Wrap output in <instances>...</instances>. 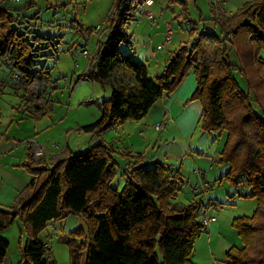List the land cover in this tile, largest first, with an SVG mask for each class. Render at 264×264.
Returning a JSON list of instances; mask_svg holds the SVG:
<instances>
[{
  "label": "trees",
  "instance_id": "16d2710c",
  "mask_svg": "<svg viewBox=\"0 0 264 264\" xmlns=\"http://www.w3.org/2000/svg\"><path fill=\"white\" fill-rule=\"evenodd\" d=\"M145 1L115 0L110 35L80 78L110 87L112 96L100 106L98 121L80 130L101 136L129 121L143 120L193 72L197 86L188 102H200L202 130L227 133L218 160L229 166L225 178L237 186L246 184L252 194L245 196L259 202L251 217L233 220L243 246L226 252V264H264V0L247 3L234 14H225L212 2V22L219 32L199 33L192 27L193 42L173 52L155 78L147 65L121 50L124 44L130 49L134 46L126 27L138 20L137 11ZM168 1L180 7L179 18L187 21L189 4ZM7 2L0 0V62L10 76L17 77L11 87L22 93L23 101L34 97L31 89L39 84L37 98L43 101L41 115L46 116L52 112V77L43 60L55 61L57 38L23 28L14 16L20 10ZM29 6H33L31 0ZM237 72L248 91L237 81ZM6 83L10 84L0 82L4 87ZM112 153V148L101 143L83 155L58 156L50 166L35 162L30 152L23 167L32 180L10 210L0 209V235L17 219L27 233L18 264H57L40 235L71 215L85 224L67 241L71 264H195L194 244L207 227L200 220L201 203L180 206L174 202L183 183L180 172L163 163L153 168L141 165L139 156L120 166L125 178L120 190L112 186L119 165ZM9 249V241L0 236V263Z\"/></svg>",
  "mask_w": 264,
  "mask_h": 264
},
{
  "label": "rangeland",
  "instance_id": "374dc122",
  "mask_svg": "<svg viewBox=\"0 0 264 264\" xmlns=\"http://www.w3.org/2000/svg\"><path fill=\"white\" fill-rule=\"evenodd\" d=\"M29 1L21 0V3L17 4L8 0L7 4L20 10L14 13V16L23 24V28H29L37 35L56 37V42L59 44L57 45L59 60L56 64L50 60H43V64L48 69H52L50 71L52 112L36 123V127L40 130L32 137H39L40 140L35 141L50 151H61V155H83L91 148L104 143L112 148L113 158L119 164L112 186L120 190L125 182L120 166L124 167L126 162H133L134 158L139 156L141 162L147 163L148 167H151L150 164L160 162L179 171L183 183L174 202L180 206L191 205L194 202L201 203L203 208L200 220L207 227V232L194 244L193 262L226 264L228 243L236 247L243 246L241 238L232 226L233 220L238 217H251L259 204L256 197L245 196L252 194L251 188L246 184L234 185L223 176V166L218 164L220 157L216 160V164L213 163L212 169L211 160L217 157V153H222L227 133L222 131L205 133L200 128L198 134L191 136L187 141L181 138L175 141L173 138L169 141L162 138L159 141V135L151 131L139 136L134 129V123L137 121L116 126L101 136L82 132L80 130L82 127L98 121L102 115L100 106L112 96L110 87L80 78L93 61L98 46L110 35L112 24L110 15L115 0H78L77 2L31 0L33 6L26 8ZM185 1L189 4L187 21L194 23V26L179 18L181 9L178 5H170L168 0H154L153 8L140 7L137 11L138 20L126 27V32L132 38L134 46L130 49L127 44L122 45L123 53L133 52V57L137 60L141 59L140 62L143 61L142 63L148 68L149 65L153 68L158 59L163 62L173 52L193 42L194 39L189 33L192 27L197 28L199 33L219 32L212 22V2L218 3L220 7L224 3L229 13L234 14L238 9V6L232 3H225L228 0ZM147 11L152 12V18L146 15ZM37 13L39 18L35 19ZM167 22L171 26L172 43H168V32L164 27ZM158 46L163 49L159 50ZM84 50L88 52V56L82 54ZM233 61L238 63L236 56H233ZM1 65L5 67L0 62V82L10 83H6L5 87L0 84V109L4 115V123L7 125L13 116L17 115L14 110L20 109L21 114H24L27 104H23L22 93L14 91L11 87L17 77L9 78L10 75ZM151 73L154 75L153 70ZM235 77L243 89L248 91L243 77L238 72L235 73ZM33 88L32 92L37 98L40 86L36 84ZM32 109L35 113L36 106L34 105ZM138 137L142 143L134 141ZM198 153L204 154V157H199ZM182 154L187 156H181ZM50 162L48 161V164L51 166ZM197 171H200L201 176ZM197 184L208 186L209 194L197 189ZM205 217L213 222L206 223ZM81 228L85 229L83 220L79 216L71 215L62 221L52 223L40 235V239L50 247V255L57 264H71L67 241L72 233ZM1 234L3 239L10 242V249L7 257L0 264H18L22 259V250L27 240L24 225L17 219Z\"/></svg>",
  "mask_w": 264,
  "mask_h": 264
},
{
  "label": "crops",
  "instance_id": "0c3cea01",
  "mask_svg": "<svg viewBox=\"0 0 264 264\" xmlns=\"http://www.w3.org/2000/svg\"><path fill=\"white\" fill-rule=\"evenodd\" d=\"M252 1L254 0H228V2L225 3H232L240 8L242 5ZM222 9L224 10L225 14H230L224 7V3L222 4ZM164 27L166 28L167 32H169L171 29V26L168 22L165 23ZM170 43H172V40ZM159 47L161 46H158V49ZM130 53L132 54L133 52ZM139 54H141V52H139ZM262 58L264 60V54H262ZM169 59L170 57H166L163 62L158 59L156 64L153 65V68L151 67L152 65H149L150 76L155 78L161 74ZM58 60L59 56H57L55 61H53L54 64H56V61ZM2 69H6L8 74L10 73L7 67L3 68L2 66ZM51 70L52 69H49L48 72L50 73ZM152 70L154 75L151 73ZM13 76L15 75L9 76V78ZM196 86L197 84L195 75L193 72H191L175 94L161 98L151 108L148 115L143 120L134 123V129L137 130V134L140 136V134H148L151 131L159 135V141H161L162 138L167 141L172 138L174 141L178 140V138H181L183 141H187L191 136H196L201 128L200 117L202 109L200 102H188L195 92ZM33 89L34 88L31 89V94L36 95L32 92ZM23 102V104H27L25 113L21 114L20 109H16L17 111L14 110L17 115L13 116L11 122L7 125L4 123V115L2 113V109H0V209L2 210H10L11 205L16 200L18 195L32 180V175L27 172V170L23 167V164L26 162L30 152H33L34 154L36 146L43 148L44 156L39 159H35L34 157L35 162L45 161L48 163V161H51L50 163H52L56 157L61 155V151H50L44 147V145H41L35 141L40 140L39 137H32L40 130L39 127H36V123L44 118V116L41 115L40 109L43 101L39 98L33 97L28 101L24 100ZM34 105L36 106L35 113L33 111L34 109H32ZM161 122H164L166 127L164 130L158 131L156 126ZM128 123H133V121H129L125 125ZM134 141L136 143H142L140 141V137L135 138ZM174 143L178 144L177 142ZM220 155L221 153H217V157L211 160L212 169L214 168L213 163L218 160ZM181 156L186 157L187 154H182ZM198 156L204 157V154L198 153ZM156 164L157 163L150 164V168H153L152 166H155ZM141 165L148 164L142 163ZM228 171L229 166H223L224 177L227 175ZM197 172L200 175V171ZM196 186L200 187L199 190L201 192L209 194L208 186L198 184ZM212 222L213 221H210V224ZM227 246L228 250H230L234 244L231 245L228 243Z\"/></svg>",
  "mask_w": 264,
  "mask_h": 264
},
{
  "label": "built area",
  "instance_id": "2783aa9c",
  "mask_svg": "<svg viewBox=\"0 0 264 264\" xmlns=\"http://www.w3.org/2000/svg\"><path fill=\"white\" fill-rule=\"evenodd\" d=\"M11 1H12L13 3H17V4L21 3V0H11ZM154 4H155L154 0H146V1H145V6H147L148 8H152ZM146 15H147L148 17H150V18L153 17L152 12H150V11H149V12L147 11V12H146ZM171 34H172V33H171V31L169 30V32H168V43L171 42ZM159 49H163V47H159ZM82 54H84L85 56H88V52H87L86 50L82 51ZM165 127H166V125H165L164 122H161V123L157 124V126H156V128H157L158 131H162V130H164ZM43 156H44L43 148L40 147V146H36V147H35V151H34V157H35V159L42 158ZM196 188H197V189H200L199 186H197ZM210 221H211V219H208V218L205 217V222H206V223H209Z\"/></svg>",
  "mask_w": 264,
  "mask_h": 264
}]
</instances>
